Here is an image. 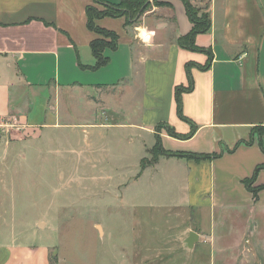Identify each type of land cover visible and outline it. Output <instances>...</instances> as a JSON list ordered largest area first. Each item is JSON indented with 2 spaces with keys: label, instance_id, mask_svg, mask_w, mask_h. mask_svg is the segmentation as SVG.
<instances>
[{
  "label": "crops",
  "instance_id": "0c3cea01",
  "mask_svg": "<svg viewBox=\"0 0 264 264\" xmlns=\"http://www.w3.org/2000/svg\"><path fill=\"white\" fill-rule=\"evenodd\" d=\"M166 2L135 20L97 18V26L118 35L117 47H106L108 60L97 67L91 43L103 35L89 27L87 8L98 0H0V126L14 116L23 126L43 124L36 115L49 108L37 106L49 90L48 101L53 95L63 103L55 118L70 115L82 99L94 113L126 116L113 124L134 126L155 143L160 138L166 149L209 155L161 156L139 177L164 171L165 208L198 218L185 237H172L188 249V264L200 252L207 264H264V0H196L211 17L210 29L196 35L200 50L179 44L194 28L184 1ZM188 63L195 64L194 88L182 95L185 120L175 89L189 86ZM143 145L148 154L152 146ZM19 176L0 172L6 191L0 194V264H52L57 244L41 237L32 242L39 230L23 241L14 213L8 214L19 199L8 178ZM22 193L25 201L24 187ZM192 231L198 234L193 249L186 243Z\"/></svg>",
  "mask_w": 264,
  "mask_h": 264
},
{
  "label": "rangeland",
  "instance_id": "374dc122",
  "mask_svg": "<svg viewBox=\"0 0 264 264\" xmlns=\"http://www.w3.org/2000/svg\"><path fill=\"white\" fill-rule=\"evenodd\" d=\"M190 1L197 17L204 18L202 7ZM165 2L134 0L139 5L135 19ZM105 10L104 3L93 6L95 14ZM106 34L111 42V34ZM41 93L45 95L37 111L49 108L36 115L43 124L23 126L14 116L0 126V172L20 175L8 178L19 199L14 211L6 212L14 213L23 241L39 230L32 242H55L59 258L51 255L52 264H188V249L172 237L178 232L185 237L188 224L198 218L191 221L189 210L165 208L170 198L164 171L139 177L142 158L150 166L166 154L155 139L134 126L113 124L126 116L94 113L82 99L71 106L70 115L55 118L63 103L57 105L53 95L48 101L49 90ZM101 122L111 124H90ZM159 128L167 132L164 125ZM143 143L152 146L148 154ZM165 146L177 148L169 142ZM22 173L28 181L24 185ZM206 258V252H200L191 264H207Z\"/></svg>",
  "mask_w": 264,
  "mask_h": 264
},
{
  "label": "trees",
  "instance_id": "16d2710c",
  "mask_svg": "<svg viewBox=\"0 0 264 264\" xmlns=\"http://www.w3.org/2000/svg\"><path fill=\"white\" fill-rule=\"evenodd\" d=\"M183 1L186 5L187 13H188L191 21L194 23V28L188 35L179 38V44L183 47H186V48H190V49H194V50H200L201 48L197 47V45L195 44V38H196L197 34L202 33V32H207L210 29V27H211L210 14L206 12V14L203 15L204 18L200 19L197 17L198 11H197V9L195 10V8H193L191 1L190 0H183ZM98 2L104 3L107 10L95 14V12L93 11V6H89L87 8V14L89 17V21H88L89 27L93 30H96L101 35H103V38L95 39L91 43L93 54L97 59V62H96L97 67L104 65L108 60V57H106L104 54L105 48L106 47H110V48H116L117 47L118 35H117V33L113 32V31H109V30H106V29H103V28L97 26L95 20L97 18H101L103 16H122V15L127 16V18L135 19L136 12H137L136 10L139 7L138 3H133L134 0H121L119 3H110V2H106L104 0H98ZM166 3L167 2H165L164 4H166ZM106 33L111 34V37H112L111 42L108 41V39L106 38V36H107ZM192 66H195V64L194 63H188L187 64L189 86L185 87V86L179 85L175 89V95H176V101H177V112H178V115L185 120H189V119L184 114L182 95L184 92L190 91L194 88V78H193V75L191 73V67ZM200 67L205 68L206 66H200ZM161 125H164V128L166 129V131L170 135L175 136V137L179 136L175 132V130L173 128L169 127V125H167V124L158 125L157 128L159 130H160L159 126H161ZM262 129L263 128H259V130H262ZM156 147L160 148L163 152H166L165 155L186 156V157L195 158V159L209 158V155H200L198 153L171 151L169 149H166L160 138H158V140L156 142ZM263 149H264V146H263ZM157 160L158 159H156L155 162ZM148 164H150V163L146 162V157H144L141 160V172L148 166ZM141 172H140V174H141Z\"/></svg>",
  "mask_w": 264,
  "mask_h": 264
},
{
  "label": "water",
  "instance_id": "95a60500",
  "mask_svg": "<svg viewBox=\"0 0 264 264\" xmlns=\"http://www.w3.org/2000/svg\"><path fill=\"white\" fill-rule=\"evenodd\" d=\"M198 240V234L194 231H192L189 235V237L187 238L186 242L188 244V246L192 247L195 243V241Z\"/></svg>",
  "mask_w": 264,
  "mask_h": 264
}]
</instances>
